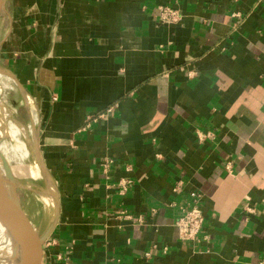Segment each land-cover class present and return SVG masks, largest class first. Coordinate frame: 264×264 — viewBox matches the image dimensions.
Listing matches in <instances>:
<instances>
[{"label":"crops","instance_id":"crops-1","mask_svg":"<svg viewBox=\"0 0 264 264\" xmlns=\"http://www.w3.org/2000/svg\"><path fill=\"white\" fill-rule=\"evenodd\" d=\"M0 64L60 199L49 264H264V0H9Z\"/></svg>","mask_w":264,"mask_h":264},{"label":"rangeland","instance_id":"rangeland-1","mask_svg":"<svg viewBox=\"0 0 264 264\" xmlns=\"http://www.w3.org/2000/svg\"><path fill=\"white\" fill-rule=\"evenodd\" d=\"M0 68L8 71L1 64ZM0 99L2 100H0V130L6 131L10 121L15 127L14 139L10 135L4 134V137L0 136V140L6 141L11 148L13 147L11 150L14 151L10 155L9 164L13 167L16 175L14 177L20 186L18 193L22 205L35 227L44 232L48 226L47 224L54 217L56 207L55 204L51 205L44 199L45 197H51L48 195L49 185L45 181L41 162L37 156L38 146L35 137V131L39 132L37 119L29 120L25 109L26 102L22 99L19 86L15 80L2 79ZM20 125L23 129H26V134H20ZM20 139L24 140L27 145L22 146ZM15 152H17L16 155ZM36 164L41 167V177L37 176Z\"/></svg>","mask_w":264,"mask_h":264},{"label":"water","instance_id":"water-1","mask_svg":"<svg viewBox=\"0 0 264 264\" xmlns=\"http://www.w3.org/2000/svg\"><path fill=\"white\" fill-rule=\"evenodd\" d=\"M8 1L0 0V22L6 11ZM3 71L18 83L26 97L27 93L17 78L12 73ZM35 132L38 146L37 156L41 162L45 181L49 185L48 195L54 199L56 207L54 217L44 232L35 227L26 213L18 193L20 186L14 177L9 162L1 155L3 165L0 167V222L13 240L15 248L22 255L23 262L19 264L50 263L46 242L53 234L60 216V199L58 194L51 189L50 176L39 148V132L37 130Z\"/></svg>","mask_w":264,"mask_h":264},{"label":"built area","instance_id":"built-area-1","mask_svg":"<svg viewBox=\"0 0 264 264\" xmlns=\"http://www.w3.org/2000/svg\"><path fill=\"white\" fill-rule=\"evenodd\" d=\"M181 11L173 6L159 7V20L171 24L181 21ZM180 213L175 220L180 237L185 241H197L203 230L205 215L202 207V194L198 191L190 192V201L180 207ZM50 239L46 242L49 244Z\"/></svg>","mask_w":264,"mask_h":264},{"label":"bare ground","instance_id":"bare-ground-1","mask_svg":"<svg viewBox=\"0 0 264 264\" xmlns=\"http://www.w3.org/2000/svg\"><path fill=\"white\" fill-rule=\"evenodd\" d=\"M2 79H7L10 81L13 78L11 76L7 75L0 68V83L2 82ZM2 112H3V110H2ZM6 115H7V113H6ZM20 127H21L20 134H26V129L25 128L23 129V127L21 125H20ZM32 128H33V126H32ZM5 129H6V127H5ZM14 130H15V127H14L13 123L10 121V123L8 125V129L6 131L3 132L2 130H0V136L4 137L5 136L4 134H8L14 139L15 138V136H14L15 131ZM33 132H34V130H33ZM35 137H36V132H35ZM20 142L19 143L22 146L27 145V143L24 140H21ZM12 148L8 145V143L6 141L0 140V167H2V165H3L1 155L5 159H7V161L9 162L10 158H11L10 155H12V153L14 151V150L13 151L11 150ZM24 150H25V148H24ZM16 153L17 152H15V155H16ZM36 166H37V168H36L37 176L41 177L42 176L41 167L38 164H36ZM11 168H12L14 176H16L14 173L13 167H11ZM50 186H51V189L54 190L53 185L51 184ZM44 199H45V201L49 202L51 205H54V199L52 197L51 198L45 197ZM3 226L4 225L0 222V264H19V263H22L23 258H22L21 253L15 248L13 240L8 235L7 231L5 230V228Z\"/></svg>","mask_w":264,"mask_h":264}]
</instances>
